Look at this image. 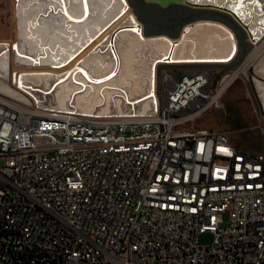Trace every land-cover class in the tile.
I'll use <instances>...</instances> for the list:
<instances>
[{
  "label": "built area",
  "instance_id": "built-area-1",
  "mask_svg": "<svg viewBox=\"0 0 264 264\" xmlns=\"http://www.w3.org/2000/svg\"><path fill=\"white\" fill-rule=\"evenodd\" d=\"M234 74L165 73L145 116L0 92V264H264V117L259 153L198 125Z\"/></svg>",
  "mask_w": 264,
  "mask_h": 264
},
{
  "label": "bare ground",
  "instance_id": "bare-ground-1",
  "mask_svg": "<svg viewBox=\"0 0 264 264\" xmlns=\"http://www.w3.org/2000/svg\"><path fill=\"white\" fill-rule=\"evenodd\" d=\"M189 1L204 5L208 0ZM211 2L231 8L249 23L257 37L264 36V6L257 0ZM261 2L264 4L263 0ZM31 3L33 7L29 6ZM76 3H80L79 8L75 13L70 12L69 8H76ZM90 5V0H18L17 41L12 45L0 41V76L7 82L12 81L13 60L20 66L50 67L53 69L21 71L17 75L18 88L37 100L39 96L33 91L35 87L41 88L38 91L47 99L51 96L50 101L59 112L100 117L145 116L156 110L159 61L169 59L172 64L186 65L224 64L231 56L236 54L231 62L238 56L237 36L223 23L199 21L193 27L187 26L175 41L164 35L147 37L143 25L130 9L127 10L126 5L130 7L127 0H111L105 5L104 18L110 13L104 21L98 17L101 25L95 24L96 12ZM40 8L44 10L38 11ZM199 27L204 29L196 31ZM119 29L123 31L113 46L110 37ZM171 44H178L173 51ZM259 54L260 62L257 67L252 66L256 67L258 75L263 72L264 49L257 48L230 82L245 78L249 64ZM248 79L245 78L247 82ZM254 80L258 91L263 90L264 86L256 78ZM1 81V92L22 99L27 97L11 85L5 87ZM262 94L264 98V91Z\"/></svg>",
  "mask_w": 264,
  "mask_h": 264
},
{
  "label": "rangeland",
  "instance_id": "rangeland-1",
  "mask_svg": "<svg viewBox=\"0 0 264 264\" xmlns=\"http://www.w3.org/2000/svg\"><path fill=\"white\" fill-rule=\"evenodd\" d=\"M97 0H90L91 8L96 12L95 14V24L101 25L98 23L100 19L104 21L106 17L109 16V13L104 18V7L109 4L111 0H99V4H95ZM115 2V1H114ZM101 3V4H100ZM128 5L131 8L132 15L136 18L140 17L144 19L145 23L143 25L144 33L147 37H157V36H167L172 40H177L183 30L189 26L191 22H196L199 20L204 21H217L222 23L225 22V25L233 30L239 37L241 44V53L238 58L229 64H174V65H159L156 72V82L157 87L160 89L163 75L165 73H171L175 71V69L184 67V69L190 68H211L216 69L220 73L221 81H226L228 78L237 73L241 66L247 61V59L251 56L252 52L255 48H249L248 52H244V41H243V32L242 29L234 22V20L221 13L213 12V11H204V10H192L187 7L182 6H172L167 9L161 8L157 5L143 3V6L140 5V0H127ZM80 3H76V8H69L70 12H76L79 8ZM117 2L116 5H118ZM29 6L33 7V4H29ZM45 7V6H44ZM43 7V8H44ZM16 8V9H15ZM38 9V11L44 9ZM115 8V6H114ZM113 8V9H114ZM17 0H0V41L6 42L9 45L15 43L17 41V30H18V21H17ZM143 14V17L141 16ZM100 17V19H98ZM17 22V23H16ZM53 23V22H52ZM224 24V23H223ZM97 25V26H98ZM59 29H63L61 26ZM204 28L196 29V31L203 30ZM64 33V32H62ZM223 56V55H221ZM264 58H262L263 60ZM260 54L256 56V58L251 62L246 70V79L249 77V68L252 65H258L260 62ZM262 66H259L261 68ZM37 68V69H36ZM43 68V69H42ZM50 67H32V66H20L13 60L12 62V81H6L3 77L0 76L1 83L8 87V85L13 86L20 93L26 95L27 97L22 99L19 97L11 98L17 99L22 103H27L29 100H33L37 107L46 112L53 113H68V112H59L57 109L55 110L53 107V103L50 101L51 96H48V99L43 96V93L38 91V87H35V94L38 97V101L31 94L26 93L25 91H21L17 86V75L20 74L21 71H33V70H52ZM234 76V75H233ZM232 76V77H233ZM260 77L264 78L263 74H259ZM245 78H240L237 82L226 92L223 97V109H214L209 114H207L199 123V126L209 128L210 130L216 133H225L230 142L238 149H241L245 152L249 153H259L261 151V139H260V112L258 110V105L256 99L250 89L249 82L245 80ZM264 86V83H260ZM263 90H259L260 95L262 96ZM1 92V91H0ZM3 93V92H1ZM5 94V93H3ZM31 95V96H30ZM16 96V95H15ZM29 99V100H28ZM39 104V105H38ZM91 112V111H90ZM125 115V116H131ZM136 115V114H135ZM117 116V115H111ZM202 244H209L213 241V237L211 235H204L201 239Z\"/></svg>",
  "mask_w": 264,
  "mask_h": 264
},
{
  "label": "water",
  "instance_id": "water-1",
  "mask_svg": "<svg viewBox=\"0 0 264 264\" xmlns=\"http://www.w3.org/2000/svg\"><path fill=\"white\" fill-rule=\"evenodd\" d=\"M257 1L259 2L260 5L264 6V4L261 2V0H257ZM144 2L147 4L157 5V6H160L161 8H165V9L172 7V6H182V7H187L188 9H192V10L213 11V12L225 14V15L231 17L234 20V22L246 33V36L248 37L251 45L255 49H257V48L261 49L260 45L264 42V36L262 38L257 37L253 33V31L250 29L249 23H247L245 20H242L239 16H237L235 11H233L229 7L227 8V7H222V6H218V5H213L211 0H208L206 3H204V5L203 4L201 5L200 3H194V2L189 1V0H140V5L143 6ZM17 7H18V0H17ZM126 7H127V10L130 9V7H128L127 5H126ZM137 19H138L140 25H144V23H145L144 19H142L140 17H137ZM199 21H204V20H199ZM199 21L191 22L188 25H191L193 27ZM140 28H142V27H140ZM126 30H129L131 32L135 31L134 29H126ZM122 31L123 30L119 29L112 34V36L110 37V41L112 43L111 45L115 46L116 37L118 36V34L122 33ZM236 41H237V45H238V54H239L240 44H239L238 37H237ZM177 45L178 44H171L172 51L175 50ZM113 53H114V56L116 58L114 50H113ZM235 55L231 56L230 60L228 59L227 62L224 64H229L232 61V59L235 57ZM116 61H117V58H116ZM158 63L160 65H163V64L174 65L171 63V60H169V59L161 60ZM254 78H256L260 83H264V78L260 77L256 72V67L252 66L249 69V79H248L249 80V86H250V89L252 90V93H253L255 99H256V102L258 105V110H259L260 114H262L264 116V103H263V100L260 96L256 81L254 80Z\"/></svg>",
  "mask_w": 264,
  "mask_h": 264
},
{
  "label": "crops",
  "instance_id": "crops-1",
  "mask_svg": "<svg viewBox=\"0 0 264 264\" xmlns=\"http://www.w3.org/2000/svg\"><path fill=\"white\" fill-rule=\"evenodd\" d=\"M242 32H243V41H244V48H245V50H243L244 52H248V50H249V48H254L252 45H251V43H250V41H249V39H248V37L246 36V33L242 30ZM238 39H239V37H238ZM240 39H239V44H240ZM240 50H239V54L241 53V44H240ZM239 54H238V56H239ZM238 56H237V58H238ZM263 58H264V55H263ZM236 60V59H235ZM234 62V61H233ZM260 74H263L264 75V71L263 72H261ZM262 100H264V98L262 97ZM264 102V101H263ZM260 116H263L262 114H260ZM264 117V116H263Z\"/></svg>",
  "mask_w": 264,
  "mask_h": 264
},
{
  "label": "flooded vegetation",
  "instance_id": "flooded-vegetation-1",
  "mask_svg": "<svg viewBox=\"0 0 264 264\" xmlns=\"http://www.w3.org/2000/svg\"><path fill=\"white\" fill-rule=\"evenodd\" d=\"M130 10H131V8H130ZM142 17H143V14L141 15ZM222 23H224L225 24V22H223L222 21ZM226 25H228V24H226ZM236 34V33H235ZM236 36L238 37V35L236 34ZM156 77H157V75H156Z\"/></svg>",
  "mask_w": 264,
  "mask_h": 264
}]
</instances>
